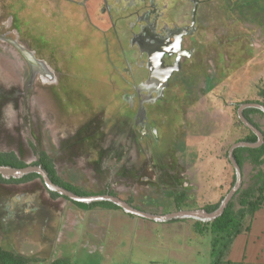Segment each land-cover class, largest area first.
<instances>
[{"label": "rangeland", "instance_id": "1", "mask_svg": "<svg viewBox=\"0 0 264 264\" xmlns=\"http://www.w3.org/2000/svg\"><path fill=\"white\" fill-rule=\"evenodd\" d=\"M201 1L198 15L207 29L201 34L204 43L183 72L172 80L167 92L171 107L181 120L174 125L169 145L159 157L169 176L178 174L182 185H173L167 179L157 181L158 162L151 159L148 164L144 162L145 156H133L129 139L133 122L119 94L107 88L111 83L109 77L101 80L102 74L107 75L106 70L102 71L108 59L105 45L103 50L98 44L96 50L88 45L94 38L84 30L87 23L82 9L68 8L72 6L68 0H0V33L17 38L26 50H34L36 57L44 58L63 81L69 73L78 77L71 78L73 83H82L80 91L69 87L53 90L37 82L36 88L23 93L21 98L0 93L6 97H0V150L14 151L27 164L36 161V151H45L54 160L59 176L67 182L91 193L108 188L114 196L149 213L204 209L219 203L234 181L228 149L249 135L237 118V107L244 103L264 105V0ZM34 8L41 11L37 15L39 25L32 18ZM10 17L13 23L7 26ZM38 26L43 27L40 33ZM62 28H68L70 33L58 40V35L64 34ZM54 33L59 41L55 44L51 39ZM14 49L0 42V77L13 75L14 69L25 84L28 66ZM249 117L264 131L262 112L252 111ZM85 120L86 129L78 128L70 137ZM96 120L99 132L90 135L88 128L91 130V123ZM81 136V141H85L79 146L80 154L71 148L78 147L81 141L77 138ZM256 156L254 152H243L241 186L229 201L231 210L237 214L242 211L243 217L240 233L226 249V264L246 263L235 260V255L241 253L245 258L247 248H252L255 257L264 262V160L259 161L264 154ZM136 169L141 173L130 178L129 172ZM144 174L146 177L139 179ZM183 188L186 195L177 208L173 198L165 193ZM47 194L39 179L0 187V200L22 196L39 205L45 203L47 208L44 224L43 220L35 221L27 229L20 225L19 229L26 230L21 233H7L0 228L2 248L13 252L17 247L20 253L31 255L37 248L33 241L35 233H40V229L48 227L49 233L76 230L70 264H141L146 256L129 254L126 248L148 246L149 224L154 241L161 244L166 240L178 248L198 244L194 264H209L211 234L205 225H196L194 220L159 223L125 214L121 209L97 206L82 210L61 196L55 201L47 200ZM197 228L204 232L191 237L188 230ZM112 246L119 249L111 252ZM164 264L182 263L166 259Z\"/></svg>", "mask_w": 264, "mask_h": 264}, {"label": "flooded vegetation", "instance_id": "2", "mask_svg": "<svg viewBox=\"0 0 264 264\" xmlns=\"http://www.w3.org/2000/svg\"><path fill=\"white\" fill-rule=\"evenodd\" d=\"M68 2L72 4V6L68 5V8L73 9L72 7H74L80 8V10L82 9V14L87 23L85 24L84 30H88V35L90 34L94 38V40L91 39L89 41L88 45L94 46L95 50L98 48L97 44L100 45L101 49L103 47L102 45H105V57L108 59L106 62L107 67L102 65L105 67L102 68V71L104 72L106 70L107 75L102 74L101 80L105 76L109 77L108 79L111 83H109L110 85L107 84V88L110 92L119 94L133 122L129 131V139L131 138L132 140L131 151L134 153L133 156L135 158L145 156L144 162H148V164L151 159H155L158 162L156 166L159 167L160 173H158L159 179L157 178V181L164 179L165 182V179H167L173 185H182V180L179 179L178 174L169 176L168 171L164 168L166 164H160L162 163V159L159 157H162L161 154L165 152V146L169 145L172 133L174 132V125L181 120L177 112L171 107L167 92L172 85V80L183 72L185 65L194 59L195 54L204 43L201 34L206 33L207 29L201 24L198 15V9L202 1L68 0ZM33 11L32 18L35 20L34 23L37 25L41 24L38 23L39 20L37 21V15L41 11L39 12L36 8L32 9ZM120 22L121 26L118 25ZM12 23L13 19L10 17L7 26H10ZM55 30L54 28L50 31ZM62 30L64 34H62V37L58 35V40L65 38L70 33L68 28H62ZM42 31L43 27L39 28L38 26V32L40 33ZM55 35L57 34L54 33V39L53 37L51 38L54 44L57 41V36L55 37ZM0 42L10 45L13 49L15 48L14 50L19 52L21 59L23 58L26 61V66H28V77L25 84H23L19 73L15 74L14 69H11L12 73H14L13 75L1 76L0 93H3L5 96L7 93H11L21 98L23 93L34 90L38 85L37 82L53 90L69 87L70 89L80 91V84L82 83L76 81L77 84H75L71 79L73 77L78 79L77 75L74 76L73 74L66 73L63 76L66 82L65 86L61 74L53 71L52 67L44 61V58L36 57L34 50H26L22 47L17 38H7L4 34L0 33ZM19 48L24 49L26 54L22 53ZM26 55L31 58L32 62L27 59ZM157 60L160 61V64ZM151 67H154L152 71L150 70ZM5 96L0 95L1 99L6 98ZM244 104H239L236 112L237 118L242 125L244 124L239 118L238 108ZM248 109L253 108H244L241 111V115L261 132L263 136L261 145H263L264 131L251 120L249 114H245ZM87 123L85 120L78 124L75 130L70 133V137H73L77 133L76 129L79 128L82 131ZM95 123L98 124V121L96 120L91 123V130L90 127L88 128L90 135L93 132H99L97 131L98 127H96L97 125ZM246 128L249 130V135L252 134L255 136L256 142L257 136L248 127ZM247 136H244L238 141H245L244 139ZM81 139L82 136L77 138L78 141H81ZM84 141L79 142L78 147L71 149H75V152H80L81 154L82 150L79 146ZM141 145L143 147H140ZM238 148L234 149L233 158ZM6 151L12 150H0V152ZM39 152H44L52 160L55 173L60 177L54 160L45 151H36V160L38 159ZM235 162L237 163L236 160ZM239 167L240 169L242 168V166ZM138 172L141 173V170L136 169L130 171L129 175H127L135 179L138 177ZM145 177L146 175L144 174L139 179H144ZM35 179L41 180L38 176L27 182H32ZM149 181H152V179L150 178ZM27 182H0V187L17 186ZM184 188L174 193L185 191ZM106 193L115 195L108 188L106 189ZM46 199L55 201L54 197H51L49 193L46 195ZM44 204L39 205L34 201L24 200L22 196L1 199L0 228L5 232L21 233L26 230L24 228L19 229L20 225L27 229V226H31L35 221L43 220L44 224L45 215L47 214L44 212L47 210ZM43 206L46 209L42 208Z\"/></svg>", "mask_w": 264, "mask_h": 264}, {"label": "trees", "instance_id": "3", "mask_svg": "<svg viewBox=\"0 0 264 264\" xmlns=\"http://www.w3.org/2000/svg\"><path fill=\"white\" fill-rule=\"evenodd\" d=\"M252 111H255V109H248L245 114L247 115ZM255 139H256L255 136L250 134L244 140L252 143V142H255ZM247 151L256 153L257 154L256 157L259 158L260 155L264 154V144L257 148H246V147L238 148L234 153V158L237 161L239 166H242L243 161H244L243 152H247ZM38 155H39L38 159L35 162L27 164L23 160L18 158L16 154L12 151L0 152V165H7L11 167H16V168H22L27 165L41 164L42 167L48 173L52 182L64 187L65 189L69 191L74 192L77 195L84 196V195H93V194H105L106 189L99 191L98 193H91L78 186L72 185L69 182H66L65 180H63L62 178L56 175L52 160L44 152H39ZM263 160L264 159L259 158L260 162ZM35 177H38V175L28 174L21 179L7 180L0 176V182L9 181V182L21 183V182L30 181L34 179ZM238 192L239 190L237 191V193ZM48 193L51 195V197H54V198L59 197L57 193L50 192V191H48ZM165 194L166 196L172 197L174 200L175 206L179 208L182 200H184L185 198L186 192L181 191L179 193H174L171 191H166ZM69 201H71L73 204H75L78 208L82 210H90L97 206H100L102 208H107V209H120L118 206H115L114 204L110 202H96V203L87 205V204H83L79 202H74L72 200H69ZM230 202L228 203L227 207L224 209L223 213L219 217L214 219L213 221L209 223H203L199 221L194 222L196 225H201V226L205 225L204 227H207V230L211 234L209 264H226V261H229L226 258L227 252H228L226 249L229 246L231 240H233V238H235L240 233L241 219L243 217V212L240 211L239 214H237L236 212L231 210ZM217 206H218V203L211 205V206H207L206 210L212 211ZM197 232L202 234L204 230H202L201 228H197ZM30 261H31L30 257L24 256L21 254H16L14 252L5 250L2 247H0V264H27ZM52 264H64V262L56 261V262H53Z\"/></svg>", "mask_w": 264, "mask_h": 264}, {"label": "water", "instance_id": "4", "mask_svg": "<svg viewBox=\"0 0 264 264\" xmlns=\"http://www.w3.org/2000/svg\"><path fill=\"white\" fill-rule=\"evenodd\" d=\"M22 53L26 54L24 49L19 48ZM27 59L31 61V58L26 55ZM160 64V61L157 60ZM154 67H151L150 70L152 71ZM244 108H253L261 111L264 113V105L256 104V103H248L241 105L238 108V115L242 123L248 127L254 134L257 136L256 142H246V141H238L233 143L229 150H228V159L230 160L233 168H234V182L232 187L229 191L225 194V196L220 200L218 206L212 210L207 211L206 209H188V210H176L173 212H168L164 214H154L139 210L126 201L120 199L117 196L111 194H96V195H77L72 191L65 189L64 187L55 184L49 178L48 173L41 165H27L22 168L11 167L7 165H0V176L4 179H21L28 174H37L40 179L42 180L46 190L50 192L57 193L61 197H66L69 200L74 202H79L83 204L90 205L96 202H110L115 206H118L125 214L134 215L143 219H147L154 222L165 223L171 221H178V220H194L203 223H209L219 217L224 209L227 207L229 201L233 198V196L237 193L240 189L242 177H241V169L238 164L235 162L233 158V151L238 147H246V148H256L259 147L262 143L263 136L258 129H256L251 123H249L242 115L241 111Z\"/></svg>", "mask_w": 264, "mask_h": 264}, {"label": "crops", "instance_id": "5", "mask_svg": "<svg viewBox=\"0 0 264 264\" xmlns=\"http://www.w3.org/2000/svg\"><path fill=\"white\" fill-rule=\"evenodd\" d=\"M149 228L150 225L148 224V246L133 245L129 248H126V250L128 249L129 254L137 253L146 256L147 260L141 264H164V260L166 259L178 261V263L182 264L195 263L196 256L194 253L199 252V246H197L198 244L194 243L191 246L185 245L180 248H178V245H175L178 246L175 247L166 240L159 244L158 242L154 241L153 232H151ZM74 232H76V230L68 232L55 230L54 232L49 233L48 227H45L44 230L40 229V233H35V240L33 241L37 244V248L34 250L35 252H32L33 254L24 255L17 250V247L13 250V252L30 257L31 261L27 264H52L56 261H62L64 264H70L71 255L74 249V247H72V238L74 237ZM188 233L191 235V237H196V235L201 234L197 232V230L193 229L188 230ZM95 237H97V235H95ZM194 241H196V238ZM117 249H119V247L112 246L110 248L111 252ZM245 254V258H243V255L238 253L235 255V260L242 262L246 261V263L242 264H264V262L255 257L252 248H247Z\"/></svg>", "mask_w": 264, "mask_h": 264}]
</instances>
